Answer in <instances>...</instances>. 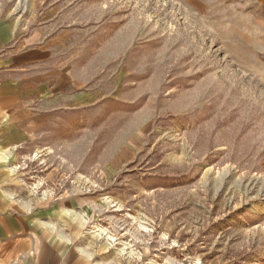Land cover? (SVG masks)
<instances>
[{"label":"rangeland","instance_id":"obj_1","mask_svg":"<svg viewBox=\"0 0 264 264\" xmlns=\"http://www.w3.org/2000/svg\"><path fill=\"white\" fill-rule=\"evenodd\" d=\"M77 92L11 160L109 264H264V0H0Z\"/></svg>","mask_w":264,"mask_h":264},{"label":"crops","instance_id":"obj_2","mask_svg":"<svg viewBox=\"0 0 264 264\" xmlns=\"http://www.w3.org/2000/svg\"><path fill=\"white\" fill-rule=\"evenodd\" d=\"M37 42V32L23 37L0 18V264H109L64 226L61 204L29 208L12 194L13 156L48 113L81 98L63 89L68 74L50 67L49 49Z\"/></svg>","mask_w":264,"mask_h":264}]
</instances>
